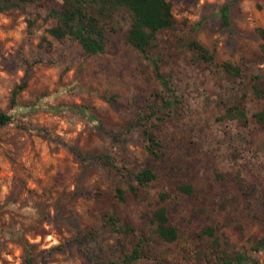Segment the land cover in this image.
I'll return each instance as SVG.
<instances>
[{"label": "rangeland", "instance_id": "rangeland-1", "mask_svg": "<svg viewBox=\"0 0 264 264\" xmlns=\"http://www.w3.org/2000/svg\"><path fill=\"white\" fill-rule=\"evenodd\" d=\"M59 2L0 12V112L10 117L0 124V264H219L238 252L252 260L231 264H264L253 251L264 234V130L251 117L264 98L249 93L253 75L264 80V0L170 1L173 27L151 48L173 89L167 107L149 63L125 41V15L103 50L88 54L46 33L52 20L43 17ZM190 39L211 63L185 46ZM222 61L239 74H225ZM236 102L245 125L222 118ZM144 127L158 141L154 157ZM142 168L155 178L138 186ZM160 191L177 233L171 242L147 222ZM110 213L132 230L110 228ZM139 237L143 256L122 262Z\"/></svg>", "mask_w": 264, "mask_h": 264}, {"label": "trees", "instance_id": "trees-1", "mask_svg": "<svg viewBox=\"0 0 264 264\" xmlns=\"http://www.w3.org/2000/svg\"><path fill=\"white\" fill-rule=\"evenodd\" d=\"M42 0H0V12L11 8L23 9L27 4L39 2ZM171 0H60L55 7L48 9L44 19H51L52 23L45 29L46 33L60 40L64 37L74 39L80 47L88 54L100 53L106 43L107 34L116 30L119 26V20L122 16L127 17V29L125 32V41L147 60L151 67V73L154 80L159 84L165 96L160 97L162 106L167 107L175 98L173 89L160 70V59L152 55L151 48L154 45L156 34L164 29L173 27V18L171 14ZM228 3L223 4L219 9V14L223 20L227 18ZM31 23H28L30 26ZM258 34L264 39V28H258ZM185 46L192 51L194 56L203 61L211 63L213 55L207 48L201 45L197 40L190 39ZM260 50L264 53V43L260 44ZM221 70L228 76L235 77L240 69L237 65L229 61L219 63ZM24 86L22 82L11 91L10 103L13 102L17 92ZM249 93L255 99L264 98V80L259 81L258 76L253 75L249 85ZM154 111H151V115ZM252 119L264 130V106L251 114ZM9 115L0 112V124L9 121ZM223 119L237 120L242 125L247 124L248 116L243 106L236 102L227 106L222 115ZM142 134L146 141L145 151L151 156H156L158 141L154 132L149 127L142 129ZM155 178L154 172L150 168H142L133 174V180L138 186L146 185ZM191 187L188 184L177 185V190L189 193ZM123 191L121 188H115V197L121 200ZM167 193L160 191L157 194L158 205L150 212L147 222L152 228L155 237L164 242L173 241L176 236L175 227L169 223L166 208L161 204L166 198ZM107 224L116 232L127 233L132 230L129 224H116L113 214H109ZM203 234L213 236V230L206 227L202 230ZM144 239H136L132 248L124 256L122 262L128 263L135 261L143 256L142 247ZM253 251L264 253V234L258 237L253 243ZM26 260L29 262L30 258ZM252 260L249 255L243 252L233 254L231 257L222 258L219 264L241 263ZM109 264H117L109 262Z\"/></svg>", "mask_w": 264, "mask_h": 264}]
</instances>
